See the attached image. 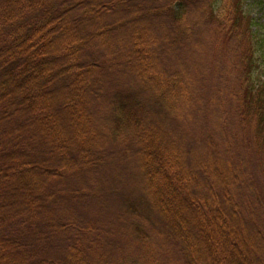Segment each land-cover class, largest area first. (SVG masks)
Segmentation results:
<instances>
[{
	"label": "trees",
	"instance_id": "1",
	"mask_svg": "<svg viewBox=\"0 0 264 264\" xmlns=\"http://www.w3.org/2000/svg\"><path fill=\"white\" fill-rule=\"evenodd\" d=\"M220 1L0 0V264H264L257 36ZM225 95L238 151L193 108ZM121 162L139 196L110 242L92 212Z\"/></svg>",
	"mask_w": 264,
	"mask_h": 264
},
{
	"label": "rangeland",
	"instance_id": "2",
	"mask_svg": "<svg viewBox=\"0 0 264 264\" xmlns=\"http://www.w3.org/2000/svg\"><path fill=\"white\" fill-rule=\"evenodd\" d=\"M221 1H224V0H221ZM221 1H220V6H221ZM245 9L247 13H249L254 20V30L257 36V40H256V51L257 52L256 53H257V64H258L256 73H255V83L257 85H260L264 83V0H246ZM228 96L229 95H225L222 97H216L218 101L217 102L218 106H217V103L214 101L217 107L212 105L214 106L213 109H212V106L209 103H207L205 100H203L200 103V106H199V103L195 101L193 108L194 109L198 108V110H196L198 111L197 113L199 112L200 113H221L225 115L226 118H224V120H226V123L221 126L218 123L219 124L218 128H220L219 138L222 139L223 137L225 139H228V141L231 144H233L234 149L238 151V147L240 145V139L237 135V120L234 114L230 115V113H237V112L235 109V104L231 102ZM194 109H192V111H195ZM229 124H230V128H229ZM195 127L197 126H194V128ZM207 128L210 131L213 130V127L211 124H207ZM204 131L206 132V130ZM192 132L196 133L193 129H192ZM204 145H202V147H204ZM111 146L115 147L116 145L111 144ZM104 149L105 150L110 149V144H105ZM118 149H120V147ZM256 149L257 151H259V153H261L264 156V148L262 146L256 145ZM102 151H103V148H102ZM205 152L207 151L205 150ZM239 160H242V154L241 156H239ZM238 161L236 160L235 162L237 163ZM135 172L137 173L138 171L137 169H135L134 164H132L131 162H121L117 166L110 163L108 167V172L107 171L103 172V175H102L103 177L108 176L107 178L108 182L107 183H105V181L99 182L100 185L102 184L101 189L103 188L104 190V187H106L105 192L102 194V196H104L105 199L103 203L101 202V199L97 201L96 208L94 209L92 214L94 217L104 215L105 218L110 219V230L107 229L109 233L107 234V236H105L106 238L110 239V242L111 240L116 239V238L118 241V237H116L114 229L118 226L119 224L118 222H120L118 220V217L120 213L121 214L123 213L122 210H123V206L126 204V201L136 200L139 196V192H138L139 190L137 189L138 186L130 178V176L133 175V173ZM121 175L123 176V179L120 178ZM245 175L247 176V174ZM135 180L138 183L137 176ZM42 193L43 192H40V194ZM34 194L38 196L37 193H34ZM85 209H86V206H85ZM86 211L87 212L85 213L89 212L87 209ZM111 222H114V224H112ZM147 227L149 230L151 229L150 226H147ZM147 232L150 233V231L148 230ZM113 244L115 245V242H113ZM130 246H133V244H130L128 246V249L126 252H119V253L118 251L121 250L123 246L120 248H115V250L117 251L115 256H117V253H118L119 260L120 261L124 260L126 255L129 254V251L131 252L133 250V248H130Z\"/></svg>",
	"mask_w": 264,
	"mask_h": 264
}]
</instances>
